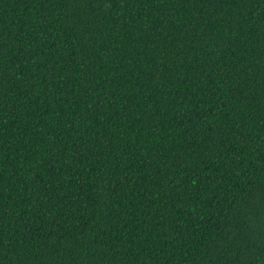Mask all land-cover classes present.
<instances>
[{
  "label": "trees",
  "instance_id": "16d2710c",
  "mask_svg": "<svg viewBox=\"0 0 264 264\" xmlns=\"http://www.w3.org/2000/svg\"><path fill=\"white\" fill-rule=\"evenodd\" d=\"M0 264H264V0H0Z\"/></svg>",
  "mask_w": 264,
  "mask_h": 264
}]
</instances>
